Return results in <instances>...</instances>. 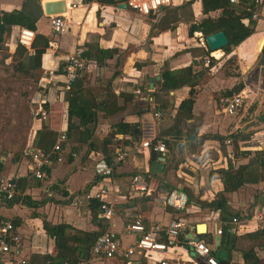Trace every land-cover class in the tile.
I'll list each match as a JSON object with an SVG mask.
<instances>
[{
  "label": "crops",
  "instance_id": "0c3cea01",
  "mask_svg": "<svg viewBox=\"0 0 264 264\" xmlns=\"http://www.w3.org/2000/svg\"><path fill=\"white\" fill-rule=\"evenodd\" d=\"M49 1L58 0H38L41 16L34 24L33 33L46 39L47 47L40 54L34 71L29 72L37 77L32 103L36 104V109L41 104L47 116L42 121L32 118L19 155L0 153V180L20 181L11 202L0 197V222L14 225L25 264H43L44 258L55 254L53 240L42 228L43 221L50 225H68L75 231L96 234L97 237L111 231L119 237L122 248L128 247L134 242V238L124 231L128 207L137 210L146 229L152 224L165 226L175 219H182L187 225L185 235L168 246L164 254L147 257L134 252L131 264H159L160 261L202 264L184 244L185 238L203 241L210 249L216 250L217 257L228 256L229 264H245L243 253L248 250L253 253V264H264V233L260 232L264 223L259 217L260 211L264 212V165L257 164L258 151L264 152V117H256L255 124L246 128L237 123L230 126L227 116L221 118L216 106L219 97L233 88L227 77L234 76L222 72V62L235 56L240 72L243 68L249 69L256 61L264 39V0H259L257 20L250 37L227 55L221 50L209 54L215 63L208 68L204 81L193 90L191 118L178 124L174 120L175 113L178 105L188 98L190 89L182 87L163 93L166 109L159 110L162 113L159 120L152 119V112L158 110L160 101L154 96L158 92L157 82L163 68L169 71L189 66L193 71L200 66L205 68L198 54V50H206L201 35L194 33L187 37L188 26L204 18L198 0H170L169 7L178 8L177 16L182 20L174 24L172 30L163 32L157 28L164 15L162 9L144 16L127 7L119 9L120 4L111 6L99 0H63L69 7L67 28L57 35L51 32L49 18L42 11V4ZM189 1V8L179 10ZM22 3L23 0H0V12L19 10ZM218 14V11L212 12L208 17L216 18ZM20 30L12 27L0 50V55L5 54L1 58H6L4 61L8 63L21 61L13 56ZM76 46L82 48L88 62L87 69L81 73V85L88 90L90 102L99 109L95 111L89 136L81 137L73 132L68 138L65 135L62 68L66 56ZM26 51L30 58L33 52ZM99 51L112 52L102 54ZM215 53L217 57L213 55ZM241 66L244 67L241 69ZM136 89L139 95L134 93ZM256 111L252 109L251 113ZM42 127L56 136L63 131L65 141L61 161L50 164L44 170V178L38 180L30 175L29 154L37 151L34 139ZM245 129L251 133H246L247 138L244 137L246 134L239 138L241 141L236 143V150L231 143L225 144L226 140L232 141ZM147 138L156 140L155 143L167 141L169 144L162 156V173L154 175L169 191L184 196L186 202L181 210L154 203L150 188L143 197L132 196L130 177L148 172L149 164L161 157L147 149L128 150L127 157L108 180L94 174L93 166L98 159L107 160L116 148H126L131 142ZM250 142L252 145H248ZM196 157L200 164L194 161ZM228 166L231 171L241 174L244 183L235 191L224 193L216 171L226 170ZM235 177L239 176L235 174ZM94 181L97 182L88 190L103 184L109 188L106 199L114 208L110 220L93 214L88 201L73 204L74 199ZM217 194H223L228 212L237 214L224 217L228 223L231 217L238 219L237 233L228 237L229 242L225 240L226 236L216 235V229L222 226L219 212L198 207L211 202ZM201 227H204L203 232L199 231ZM159 241L163 242V239ZM0 264H11L2 253ZM77 264H126V261L120 257L103 260L88 252Z\"/></svg>",
  "mask_w": 264,
  "mask_h": 264
},
{
  "label": "trees",
  "instance_id": "16d2710c",
  "mask_svg": "<svg viewBox=\"0 0 264 264\" xmlns=\"http://www.w3.org/2000/svg\"><path fill=\"white\" fill-rule=\"evenodd\" d=\"M102 4L117 6L118 4H124L127 0H99ZM201 7V14L204 16L202 20L198 23H191L187 28V37H192L194 33H199L201 38L223 32L227 45L221 49V51L227 55L235 47L244 42L248 37L253 33L256 20H251L252 13L257 11L259 4L256 5L255 2L259 0H198ZM191 1L182 4L179 7V10H185L189 8ZM170 6V5H169ZM163 7L162 12H164L163 18L158 21L157 28L159 31H168L174 28V24L180 22L182 18L177 16L178 8L173 7ZM218 11L219 14L216 18L208 17L209 13ZM41 16V11L39 7L38 0H23L22 6L19 10H13L10 12H0V50H2L4 44L10 36V31L12 27H17L20 29H27L28 31L34 32V24ZM149 16V15H148ZM36 39V41H35ZM47 47L46 39L41 38L38 35H34L33 41L31 43L30 49L33 52V55L28 58V52L19 44L16 45L13 56L16 59H21L17 61L14 65L16 72L21 74H28L30 71H34L37 66V61L41 53ZM35 48L38 50L34 51ZM112 51H99V53H111ZM199 57H201V63L203 57H208L211 53L207 49L198 50ZM84 54V53H83ZM217 57L218 54H213ZM85 57V56H84ZM29 63V65L26 63ZM215 61L210 58L209 64L207 67L200 68L196 71H193L191 66L179 69L176 71H169L163 68L160 73V81L157 82L158 89L155 94L156 101H159L157 109L158 111L166 109V101L162 100L163 93L168 91H174L182 87H188L190 93L187 99L183 100L177 108V111L174 116L176 123L185 121L191 118V107L194 98V88L198 87L201 82L206 78V73L208 68H210ZM255 66L264 71V43L256 57ZM83 75V74H82ZM81 74L77 76L75 81L71 84L69 89L64 93V102L66 104V137H71L73 132L79 133L81 137L89 136L92 129V125L95 121V111L99 109L98 106L93 105L89 100V92L84 89L81 85ZM243 86L239 84L233 87L231 90L224 93L220 97L232 96L240 93ZM219 97V98H220ZM159 99V100H157ZM238 137H234L230 143L236 150V143L241 141L239 139L241 136L240 133L237 134ZM56 134L51 132L45 127H42L38 133L35 135L34 139V148L40 153H48L56 141ZM248 137V135L244 136ZM239 139V140H238ZM156 140L151 141L152 144ZM165 148L169 149V144L167 141H164ZM63 143L61 145V149ZM259 157L257 164H261L263 167L262 157L264 152L258 151ZM110 159V158H109ZM109 159H105L109 161ZM54 161V159H52ZM216 174L219 176V180L223 186V192L229 193L238 189L243 183L244 179L239 172L231 171V167L228 166L226 170H218ZM235 174L239 177L236 179ZM147 180L148 189H152L153 192L160 187L169 189L166 187L165 183L156 178L154 174L149 171L142 174ZM97 181H94L92 185L88 186L82 194L88 191V189L93 186ZM14 190L16 192L19 188L20 181L13 182ZM255 183V181L253 182ZM152 194V193H151ZM15 195V194H14ZM14 197V196H13ZM2 198L6 200L3 196ZM14 198L8 201H12ZM91 212H98V203L95 200L88 201ZM200 208H207L212 211H218L220 214V220L222 223L221 234L220 236H226L225 240L229 242L230 235L228 233V220L224 217L227 216H237L236 213H229L227 210L226 199L223 197V194H217L215 198L205 204H199ZM232 218V217H231ZM230 218V219H231ZM229 219V220H230ZM12 224V223H11ZM224 224V225H223ZM227 224V225H226ZM13 225V224H12ZM14 226V225H13ZM42 228L46 235H48L53 240L54 245V256L44 258L43 264H77L79 260H82L84 256L90 252L94 241L97 238L96 234L83 233L80 231H75L68 225L58 224L50 225L43 221ZM264 233V228L260 231ZM185 235V231L178 235V239L182 238ZM177 239V240H178ZM223 242V241H222ZM211 250V256L215 260L216 264H229L228 256L217 257L216 250ZM243 258L245 264H253L254 257L252 251L248 250L243 253Z\"/></svg>",
  "mask_w": 264,
  "mask_h": 264
},
{
  "label": "built area",
  "instance_id": "2783aa9c",
  "mask_svg": "<svg viewBox=\"0 0 264 264\" xmlns=\"http://www.w3.org/2000/svg\"><path fill=\"white\" fill-rule=\"evenodd\" d=\"M232 2V0L230 1ZM125 6L138 14L147 16L151 13L158 12L160 8L170 5V0H127ZM256 5L259 1L255 2ZM66 12L62 14L48 16L51 32L55 35L65 32L67 28V13L69 7L66 5ZM74 8V5H71ZM257 11L252 13L251 20L257 19ZM34 38V33L26 29H21L18 33L17 43L24 49H30ZM202 44V43H201ZM210 55L203 57L202 62L205 67L208 66ZM88 67V62L84 57L81 47L76 46L66 56L64 66L62 68L63 87L67 91L71 84L75 81L78 75L84 72ZM139 95L140 92L136 89L134 92ZM246 93H240L232 96L220 97L217 100V112L227 117L236 115L243 105V97ZM46 111L39 107L32 113V117L38 120H45ZM162 118V113L158 110L152 112V119L159 120ZM141 136H142V129ZM144 134V133H143ZM65 141L64 132L61 131L48 153L32 152L29 154L31 165L29 166L30 175L35 179L41 180L44 178V170L53 162L61 161V145ZM230 141L226 140L225 144ZM147 149L153 154L163 156L166 153V148L163 143H151V138L141 139L139 142H131L128 147H118L113 151V155L109 161L98 159L93 171L97 177L109 179L119 168L128 154V150L136 151L138 149ZM229 157V156H228ZM54 159V161L52 160ZM264 164V155L262 157ZM129 189L133 197H143L148 192L147 180L142 174L132 175L129 179ZM15 194L14 183L11 181L0 180V197L6 200L13 198ZM109 194V188L106 185H99L91 188L84 194L74 199L73 204H79L83 201L95 200L98 203L99 217L104 220H110L114 214L113 203L106 199ZM152 201L164 207H171L174 210H181L185 205V198L182 194L169 191L166 188L160 187L152 193ZM259 217L264 223V212L260 211ZM228 233L234 235L237 233L238 219L233 217L228 223ZM187 228V225L182 219L170 221L167 225L152 224L149 229H146L142 223L140 215L134 207L126 209V217L124 231L127 235L134 238V242L126 248H122L119 237L111 232L105 231L96 238L92 245L91 255L103 259L110 260L120 257L126 261V264H131V257L134 252H140L144 256L151 257L152 254H164L168 246L173 245L178 240V235ZM216 235L220 236L221 229H216ZM163 239V242L159 239ZM184 244L190 249L198 262L202 264H216L211 256V250L203 241L195 239H186ZM22 245L19 236L17 235L14 226L10 222H0V253L6 255L11 264H25L21 258ZM159 264H166L165 261H160Z\"/></svg>",
  "mask_w": 264,
  "mask_h": 264
},
{
  "label": "rangeland",
  "instance_id": "374dc122",
  "mask_svg": "<svg viewBox=\"0 0 264 264\" xmlns=\"http://www.w3.org/2000/svg\"><path fill=\"white\" fill-rule=\"evenodd\" d=\"M263 42L264 39L260 45ZM2 56L5 54L0 55V153L5 156L6 154L15 156L19 155L24 148L28 137L27 129L33 118L32 112L36 110L34 107L36 104L32 103L31 97L36 89L37 77L33 73L26 75L17 73L13 68L17 62L12 60L13 63H8L4 61L6 58L4 60L1 58ZM239 65L235 56L224 60L221 65L223 73L234 76L227 77L232 81V87L242 84L243 91L246 93L240 111L226 119L230 126L237 123L240 127L246 128L255 124L256 117H264V71L257 68L254 63L249 69L241 66L243 69L239 72ZM252 109L257 111L252 114ZM219 116L224 118L220 114ZM165 120L167 121L168 118L166 117ZM241 132H239L241 135L251 133L247 129ZM250 143L248 145H252V142ZM197 157L194 161L200 164L201 161Z\"/></svg>",
  "mask_w": 264,
  "mask_h": 264
},
{
  "label": "water",
  "instance_id": "95a60500",
  "mask_svg": "<svg viewBox=\"0 0 264 264\" xmlns=\"http://www.w3.org/2000/svg\"><path fill=\"white\" fill-rule=\"evenodd\" d=\"M66 5L63 0L49 1L42 4L43 15L48 17L52 15L62 14L66 12ZM119 9L126 8L125 4H120ZM162 9V8H160ZM159 9V10H160ZM206 49L209 52L221 50L227 45V40L223 32L214 33L204 37L203 39ZM152 82V80H151ZM164 158H156L149 164V172L153 174H161L163 169ZM218 241V238L215 239Z\"/></svg>",
  "mask_w": 264,
  "mask_h": 264
},
{
  "label": "bare ground",
  "instance_id": "6f19581e",
  "mask_svg": "<svg viewBox=\"0 0 264 264\" xmlns=\"http://www.w3.org/2000/svg\"><path fill=\"white\" fill-rule=\"evenodd\" d=\"M199 231H200V232H203V231H204V227H201V228L199 229Z\"/></svg>",
  "mask_w": 264,
  "mask_h": 264
}]
</instances>
